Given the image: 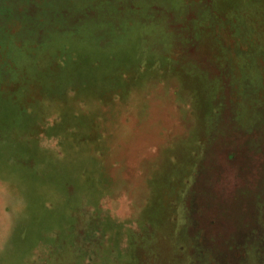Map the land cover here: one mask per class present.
Listing matches in <instances>:
<instances>
[{
	"label": "rangeland",
	"instance_id": "obj_1",
	"mask_svg": "<svg viewBox=\"0 0 264 264\" xmlns=\"http://www.w3.org/2000/svg\"><path fill=\"white\" fill-rule=\"evenodd\" d=\"M9 112L0 264H264V0H0Z\"/></svg>",
	"mask_w": 264,
	"mask_h": 264
},
{
	"label": "trees",
	"instance_id": "obj_2",
	"mask_svg": "<svg viewBox=\"0 0 264 264\" xmlns=\"http://www.w3.org/2000/svg\"><path fill=\"white\" fill-rule=\"evenodd\" d=\"M25 120H26L25 115L22 116L21 120L19 118V121H20L19 122L16 119L14 120L13 114L11 112L0 114V137H2L7 143L5 145H0V159L3 156L4 151L7 147H10L12 149L17 147V145L14 146L13 141H10V139L15 132H18L21 128H24V126L21 127L20 123L21 124L25 123ZM84 140H88V137H84ZM74 143L77 145L78 144H81V145L72 147L70 156L63 169V171L65 172V176L70 175L72 173L73 168L74 169L76 167L78 168L82 160H84L86 155H88L91 150L90 148L85 146L87 144L80 143L76 140L74 141ZM61 182L62 180L59 181V183ZM32 189L34 190L35 199L36 200L39 199V194H38L39 192L37 191V189L35 188H32Z\"/></svg>",
	"mask_w": 264,
	"mask_h": 264
}]
</instances>
